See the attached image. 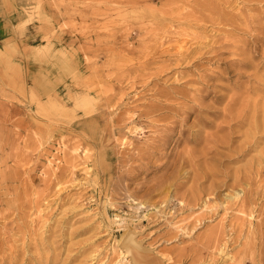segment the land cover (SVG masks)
<instances>
[{
	"label": "rangeland",
	"instance_id": "374dc122",
	"mask_svg": "<svg viewBox=\"0 0 264 264\" xmlns=\"http://www.w3.org/2000/svg\"><path fill=\"white\" fill-rule=\"evenodd\" d=\"M128 236L264 264V0H0V264H132Z\"/></svg>",
	"mask_w": 264,
	"mask_h": 264
},
{
	"label": "bare ground",
	"instance_id": "6f19581e",
	"mask_svg": "<svg viewBox=\"0 0 264 264\" xmlns=\"http://www.w3.org/2000/svg\"><path fill=\"white\" fill-rule=\"evenodd\" d=\"M219 128H220V131L224 130V127L221 128V126H220ZM166 133H169V132H166ZM250 136H251V134H250ZM252 138H254V134H252ZM203 139H204V142H205L206 146L200 151V153H198V152H196L194 150H190V151H187L184 154L183 160H185L186 164H189V165L193 166V168L198 166V163H199L198 160L200 159V157H204V156L208 155V153H209V145L211 143L217 145V147L220 144L223 145L224 143H226L225 141L227 140V136H217V134H213L211 136L210 135H207V136L204 135ZM248 144L251 145L250 142ZM243 155H244V153H243ZM241 157H242V152L240 151V152L237 153V159H240ZM214 170H215L214 168L212 170H209V169L205 170L204 169V172L202 174H203L204 177H208V176L214 174L213 173V172H215ZM225 175H226V178H230V176L228 174H225ZM222 181H224V180H222ZM240 182H241V180L237 176H235L234 183L232 185L228 184L229 183V180H228V181H226V183L223 186L224 187H230V186L234 187L237 184H239ZM217 189L219 190L218 187H217ZM161 190H163V189H161ZM211 190L213 191V189H211ZM214 192H215V189H214ZM211 194H214V193L211 192ZM248 194L249 193H247V195ZM236 198L238 200H240L239 199L240 198V194H237ZM247 203L251 204V201L249 199H243L240 203L237 202V201H233V203L231 205L235 206L236 208L237 207H239V208H244L245 207L246 208L247 207L246 206ZM123 248H124V251H125V252H123V254L125 253L124 258H127L126 262L127 261L129 262V259H131L130 261H131L132 264H164L163 260L160 257H158V256L154 255L152 252L144 249L140 245V243H138L134 239V237H132V236H130V237L128 236V238L125 240ZM123 263H124V261H123Z\"/></svg>",
	"mask_w": 264,
	"mask_h": 264
}]
</instances>
